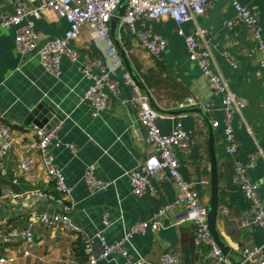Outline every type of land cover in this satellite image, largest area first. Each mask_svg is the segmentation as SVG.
<instances>
[{
	"label": "crops",
	"instance_id": "crops-1",
	"mask_svg": "<svg viewBox=\"0 0 264 264\" xmlns=\"http://www.w3.org/2000/svg\"><path fill=\"white\" fill-rule=\"evenodd\" d=\"M48 1L0 0V21L4 14L14 13L20 4L40 8ZM235 3L256 11L261 39L256 40L243 25L228 27V22L235 20ZM198 27L208 34L214 71L223 76L231 93L245 103L244 110L233 118L238 145L236 154L228 151L224 141L223 102L213 94L198 62L191 60L185 39L178 34L179 29L191 34ZM69 28L66 20L47 8L35 20L40 45L64 36ZM139 28L152 30L167 42L158 60L148 53L137 36L120 27V41L146 89L143 93L150 96L152 105L163 115L158 122L162 132L170 134L180 121L191 134L189 152L178 154L181 175L194 183L202 204L208 206L211 193L208 124L200 114L177 112L183 111L179 104L191 96L203 106L213 101V114L202 109L211 121L220 122L219 128H213L219 163L220 202L221 209L227 207L229 213L221 212L219 231L237 259L246 246L264 247V230L243 226L245 220H252V204L242 192L236 175L238 163L246 164L251 156L258 154L256 164L247 176L260 184L258 195L264 205V76L259 74L264 61L261 50L264 44V0H220L194 21L178 25L167 18L141 22ZM73 46L80 52L79 63L64 58L61 74L54 76L41 64L36 53L24 55L17 50L14 29L2 31L0 119L13 129L16 143L0 170V196L11 192L22 196L0 202V228H25L32 212H66L86 236L102 232L108 243H115L123 241L136 222L155 220L161 210L169 208L160 217L162 226L158 230L125 240L128 259L114 254L99 264H129V261L141 258L150 264H158L167 251L177 254L184 264H209L206 252L198 253L195 249V227L185 221L186 209L177 202L180 192L172 179L153 177L152 192L141 197L133 194L130 173L145 161L154 147L146 143L145 129L130 104L133 90L123 78L128 72L125 65V69H118L113 75L121 96L116 98L110 94L108 108L95 115L90 103L83 100L94 81L83 74L80 63L99 58L111 66L112 61L104 54L107 44L95 31L83 27ZM118 56L120 58L119 53ZM93 72L98 74L99 71L93 69ZM40 102H46L63 118L59 138L51 147L55 165L63 172L71 189L63 205L48 198L29 196L36 190L47 195H61L46 175L39 154L32 148L36 141V127L24 125L26 116ZM171 112L176 113L172 115ZM26 160H31L34 167L30 172L20 173V165ZM90 168L97 180L109 184L105 190L90 191L85 182ZM64 205L69 206V211ZM27 248L31 252L29 256L24 254ZM102 251L101 243L94 242L93 252L100 254ZM1 257L8 261L0 264H89L78 234L43 227L35 228L31 246L23 240L1 245Z\"/></svg>",
	"mask_w": 264,
	"mask_h": 264
},
{
	"label": "built area",
	"instance_id": "built-area-1",
	"mask_svg": "<svg viewBox=\"0 0 264 264\" xmlns=\"http://www.w3.org/2000/svg\"><path fill=\"white\" fill-rule=\"evenodd\" d=\"M218 1L220 0H129L125 13L120 20V27L137 36L148 53L155 59L160 60L167 47L166 40L152 30H141L139 24L144 21H161L171 18L178 25H182L205 14L208 7ZM120 2L121 0H49L40 8H30L20 4L16 7L14 13L2 16L0 39L3 30L14 29L17 50L24 55L36 53L46 70L54 76H59L61 74V62L64 58L69 59L74 64L80 61V52L73 46V41L79 37L81 28L88 27L95 31L98 38L106 42L107 46L104 54L112 61L111 66L99 58L88 59L80 63L83 74L94 81V84L84 94L83 100L90 103L94 114L97 115L108 108L110 94H113L116 98L121 96L119 85L113 75L116 70L125 69V67L118 56L110 35V22ZM44 8L54 11L61 19L66 20L70 24V28L64 36L40 45V36L35 30V20L41 17ZM234 8L236 10L235 20L228 22V27L232 29L235 24L243 25L251 31L256 40L261 39V28L256 11L237 3L234 4ZM178 34L185 39L191 60L198 62L213 94L220 97L223 102L224 141L227 144L228 151L231 154H236L238 145L233 130V118L235 114H239L244 110L245 103L231 93L223 76L214 71L207 32L198 27L191 34H185L182 29H179ZM261 50L264 52V44L261 45ZM93 69H97L98 74H95ZM262 69L259 74L264 76V61L262 62ZM123 78L125 83L132 87L133 95L130 104L136 111L140 125L145 129L146 143L154 147V151L147 156L145 161L130 173L129 178L133 194L141 197L147 192H152L151 178L153 177L160 179L166 176L172 179L180 192L177 202L186 209L185 221L195 227V249L198 253L206 252L209 264H234L235 260L247 264H264L263 246H246L240 252L238 259L234 257L235 255L230 259L217 247L209 231L208 207L202 204L200 193L195 188L194 183L186 181L180 173L178 154L189 152L191 134L183 128L180 121H177L170 134H164L158 124L159 120L163 118L161 112L152 105L149 97L143 93L128 72L124 73ZM196 107L204 108L206 113H214L213 101L203 106L196 98L191 96L185 102L179 104L180 110H189ZM212 127L214 129L219 128L220 122L212 120ZM61 128L62 122L51 129L34 128L36 141L32 144V148L39 154L46 175L55 183L61 196L47 195L39 190L30 192L29 196L48 198L63 205L70 196L71 189L65 182L63 172L55 165L51 153V147L58 140ZM15 143L16 137L13 129L0 119V170L3 168L4 160ZM257 157L258 154H254L248 163H238L236 165V175L240 179L242 192L252 204V220H245L243 226L264 230V205L258 195L260 184L251 181L247 176L248 172L254 168ZM33 167V162L26 160L20 165L19 172H30ZM85 182L92 192L105 190L109 186V184L102 183L95 178L92 168L87 172ZM21 196L11 192L5 196H0V202L8 198L17 199ZM64 206L65 210L69 211V206ZM168 209L161 210L155 220L136 222L127 232L125 239L115 243H108L102 232L90 237L86 236L72 222L66 212H32L25 228L10 230L0 228V246L17 240H23L28 246H31L34 243V230L36 227L65 229L80 236L89 264H99L114 254H120L128 259L129 253L124 245L125 240L134 235H145L150 231L158 230L162 226L160 217L165 215ZM221 212L222 214H228L229 209L223 207L220 209V215ZM96 241L100 242L103 247L100 254L93 252V243ZM24 254L29 256L31 252L27 248ZM6 261H8L7 258H0L1 263ZM129 264L150 263L141 258L135 262L129 261ZM158 264L184 263L177 254L167 251L162 254Z\"/></svg>",
	"mask_w": 264,
	"mask_h": 264
},
{
	"label": "water",
	"instance_id": "water-1",
	"mask_svg": "<svg viewBox=\"0 0 264 264\" xmlns=\"http://www.w3.org/2000/svg\"><path fill=\"white\" fill-rule=\"evenodd\" d=\"M129 0H121L115 15L113 16L110 22V35L115 44L116 50L120 55L128 73L132 76V78L137 82L138 86L141 90H146L143 84L140 82V78L135 71L131 60L123 47L120 37V20L123 17L125 10L127 8ZM148 94V93H147ZM149 96V95H147ZM149 99L151 100L150 96ZM161 112L160 110H158ZM172 115L176 112H171ZM178 114L185 113H197L200 114L208 124V148L210 155V163H211V193H210V201L208 204V223H209V231L211 237L217 247L222 251L224 255L232 259L235 255L231 246H229L222 238L221 233L219 231L218 223L220 218V175H219V163L215 146V134L212 127V121L208 118L201 107H196L189 110H183L177 112ZM63 118L59 115L52 107H50L46 102H40L30 113L26 116L24 120L25 126H34L36 128H45L51 129L53 126L62 121ZM234 264H247L243 263L240 260H235Z\"/></svg>",
	"mask_w": 264,
	"mask_h": 264
},
{
	"label": "trees",
	"instance_id": "trees-1",
	"mask_svg": "<svg viewBox=\"0 0 264 264\" xmlns=\"http://www.w3.org/2000/svg\"><path fill=\"white\" fill-rule=\"evenodd\" d=\"M123 36H124V34H123ZM55 184V183H54ZM56 186V185H55ZM59 192V191H58ZM52 194V193H51ZM54 196H56V197H59V196H57V195H55V194H53ZM61 196V195H60Z\"/></svg>",
	"mask_w": 264,
	"mask_h": 264
}]
</instances>
